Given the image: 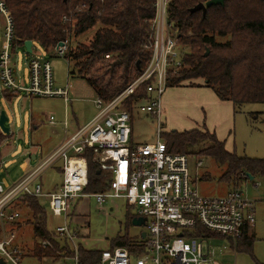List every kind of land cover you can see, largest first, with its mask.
<instances>
[{"label":"built area","instance_id":"obj_1","mask_svg":"<svg viewBox=\"0 0 264 264\" xmlns=\"http://www.w3.org/2000/svg\"><path fill=\"white\" fill-rule=\"evenodd\" d=\"M170 1L155 0L147 46L150 58L139 75L111 100L98 97L95 100L97 114L70 136L65 121L60 144L16 184L5 189L0 181V260L3 264H20L24 257L23 250L15 242L14 232L20 226V214L13 208L19 196L45 199L49 213L64 219L69 214L70 204L87 196L84 190L88 184V168L82 155L86 149L94 150V159L109 166L112 172L108 191L92 194L99 206L103 207L114 198H124L128 205L138 207L136 217L145 218L147 229L142 239V251L132 254L124 247L105 249L101 251L97 264H216L214 251L203 231L227 239L235 249L244 230L254 225L253 209L242 192L234 189L221 197L201 195L191 179L187 156L169 152L166 142L161 140V97L167 88L169 71L182 66L183 53L180 39L172 32L168 20ZM0 14L5 18L4 49L0 52V83L3 88L21 89L32 96H58L66 101L67 89L54 88L48 63L41 68L37 60L30 62L28 88L15 83L10 64L14 25L2 1ZM59 44L54 50L66 58L70 43L65 40ZM105 58L109 59V55ZM146 83L144 100L149 103L145 111L157 119V140L152 144L130 147L131 115L121 105ZM49 122L53 125L54 118L50 117ZM60 160L62 184L58 191L45 194L37 179L45 167ZM200 165L201 162L197 163ZM6 226L11 228L10 232H6ZM54 232L68 242L73 255L49 261L53 264H79L78 244L69 226L64 223ZM46 245L42 242L43 247Z\"/></svg>","mask_w":264,"mask_h":264},{"label":"trees","instance_id":"obj_2","mask_svg":"<svg viewBox=\"0 0 264 264\" xmlns=\"http://www.w3.org/2000/svg\"><path fill=\"white\" fill-rule=\"evenodd\" d=\"M0 1L14 25L11 51L17 46L24 47L26 41L36 42L49 50L68 40L70 47L65 59L73 65L72 72L68 74L85 78L97 96L106 101L128 86L150 58L147 46L155 0ZM205 1L171 0L169 3L171 30L179 37L181 47L188 50L183 48L182 66L169 71L167 88L201 80L204 87L213 90L218 100L230 102L234 107L264 103V0H226L222 6L207 8L204 16L202 12H189ZM96 24L99 28L90 43L72 45L74 37L85 34ZM217 37L227 40L217 41ZM106 55L109 59L105 58ZM112 63L118 64L111 70ZM146 88L147 83L125 100L124 105L129 112L134 100L147 96ZM5 90L7 93L8 89ZM12 92L18 93L16 90ZM6 93L4 96L11 100L13 96ZM8 136L0 131V142ZM164 138L169 152L184 155L188 153V148L210 142L209 147L197 151V154L226 166L225 173L219 178L222 182L237 186L249 179L246 174L264 179V160L237 157L206 129L173 131L166 133ZM82 155L88 168L85 194L107 191L112 174L109 166L94 159L95 151L92 149L84 150ZM41 200L21 195L13 203L15 210L21 205L30 212L27 223L33 226L34 234L31 255L39 261L72 257L68 242L49 229L47 202L44 205ZM23 223L18 222L20 226ZM248 229L235 244L236 252L251 251L253 239L248 236ZM203 232L207 236H215ZM42 242L47 245L43 247ZM143 242L117 237L109 249L124 247L133 254L143 250ZM101 251L86 249L78 244L79 264H97Z\"/></svg>","mask_w":264,"mask_h":264},{"label":"rangeland","instance_id":"obj_3","mask_svg":"<svg viewBox=\"0 0 264 264\" xmlns=\"http://www.w3.org/2000/svg\"><path fill=\"white\" fill-rule=\"evenodd\" d=\"M2 25H5V18L0 14V32ZM98 28L99 24H96L85 34L74 37L72 45L90 43ZM226 40L227 38L217 37V41ZM183 48L188 50L187 47H182V51ZM3 49L4 39L0 35V52ZM31 49V53H27L24 47L17 46L11 51L10 64L15 83L22 88L30 86V62L37 60L41 68L44 63H48L54 88L67 89L68 95L64 101L58 96H32L19 89L16 97L9 101L4 97L5 88L0 83V111H4L8 118L5 125L10 130L9 136L0 142V181L5 189L21 180L60 144L64 135L63 125L60 123L65 114L70 136L98 112L95 105L98 96L95 90L85 78L68 74L72 72L73 65L65 57L59 56L54 49H43L36 42L32 43ZM202 82L195 80L165 89L161 97V140L165 141L164 135L173 131L206 129L224 142L225 149L237 157L264 160V103L235 106L234 111L232 109V122L226 124L225 119L219 116L221 109L216 108L214 101L210 103V110L204 106L215 94L210 88L202 87ZM124 103L121 106L128 109ZM148 103L149 101L142 99L132 105L130 147L152 144L157 140L158 122L145 111ZM50 117L54 118L53 125L49 122ZM209 119L214 124L213 127L208 126ZM70 122L73 123L71 126ZM210 145V142L205 141L187 150L189 173L198 192L207 197H221L237 188L250 202L255 219L254 225L248 229V236L253 239L250 252H236L227 239L217 234L211 233L215 236L206 237L214 251L213 260L216 264H264V179L257 176L253 180H243L237 186L220 181L226 166L208 156L197 154V151ZM199 162L201 165L197 166ZM61 166V160L55 161L40 173L37 180L43 186L45 194L54 193L61 186ZM41 202L46 205L45 199ZM17 208L19 221L24 222L14 229L15 242L24 252L19 263L53 264L49 260L39 261L31 255L34 234L33 226L27 223L30 212L21 205ZM137 212L138 207L128 205L124 198H114L100 207L95 197L87 194L78 202L70 204L69 214L65 219L53 217L48 212V226L54 232L57 226L65 223L75 235L77 244L90 250H105L110 248V244L117 237L129 238L133 242L142 240L141 234L147 230L146 227L132 224ZM5 230L10 232L11 228L6 226Z\"/></svg>","mask_w":264,"mask_h":264},{"label":"water","instance_id":"obj_4","mask_svg":"<svg viewBox=\"0 0 264 264\" xmlns=\"http://www.w3.org/2000/svg\"><path fill=\"white\" fill-rule=\"evenodd\" d=\"M65 1V0H64ZM226 0H206L205 3H199L193 8L189 10L190 13H195V12H202L203 16L206 13V9L211 7V6H222ZM62 44H59L61 46ZM32 42L31 41H26L24 42V48L27 53H31L32 49ZM118 63H112L111 64V70L117 65ZM138 66V64H137ZM6 122H8V118L6 117L4 111H0V131L5 134L9 135L10 130L8 127H6ZM249 177V180H253V177L250 176L249 174H246ZM132 224L134 226H144L145 224V218L142 217H135L132 220ZM141 238H145V232H142ZM0 264H3V262L0 260Z\"/></svg>","mask_w":264,"mask_h":264},{"label":"crops","instance_id":"obj_5","mask_svg":"<svg viewBox=\"0 0 264 264\" xmlns=\"http://www.w3.org/2000/svg\"><path fill=\"white\" fill-rule=\"evenodd\" d=\"M2 24H3V21H2ZM3 26V25H2ZM0 35H2V37H3V39H4V26L2 27V32H0ZM195 81V80H194ZM190 82H193V81H190ZM202 87H204V85H203V82H202V85H201ZM202 89H206V88H202ZM6 90H3V95L6 93L5 92ZM13 90H11V89H8V91H7V95H10V96H13V97H11V99L12 98H14V97H16V95H17V93H15V92H12ZM197 91H201V90H197ZM5 97V96H4ZM213 97V99L212 98H210V101H209V103H207L206 105H204V106H206L207 107V109H209L210 110V108H209V106H210V103L211 102H215L216 104V108H218V109H221V111L219 112V116L220 117H223L224 119H225V122L224 123H226V124H228V123H230V122H232V109H233V111H234V106L232 105V103H230V102H222V101H220V100H218V98L216 97V95H214V96H212ZM215 97V98H214ZM6 98V97H5ZM7 99V98H6ZM10 101V100H9ZM163 108V107H162ZM162 112H163V110H162ZM67 115L65 114L64 115V118H63V120H62V122L60 123V124H62V125H64V122L66 121L67 122ZM68 123V122H67ZM71 124H73L72 122H70V126H71ZM87 124V123H86ZM208 126H211V127H213L214 126V124H212L211 122H210V119H209V121H208ZM193 129H200V128H193ZM193 129H191V130H193ZM230 129V128H229ZM228 129V130H229ZM200 130H202V129H200ZM131 135H132V129H131ZM2 142H3V140H2ZM62 167V166H61ZM61 170V169H60ZM61 173H62V170H61Z\"/></svg>","mask_w":264,"mask_h":264},{"label":"bare ground","instance_id":"obj_6","mask_svg":"<svg viewBox=\"0 0 264 264\" xmlns=\"http://www.w3.org/2000/svg\"><path fill=\"white\" fill-rule=\"evenodd\" d=\"M237 189V188H236ZM229 193V192H228Z\"/></svg>","mask_w":264,"mask_h":264}]
</instances>
